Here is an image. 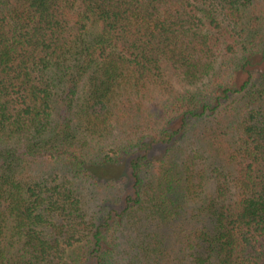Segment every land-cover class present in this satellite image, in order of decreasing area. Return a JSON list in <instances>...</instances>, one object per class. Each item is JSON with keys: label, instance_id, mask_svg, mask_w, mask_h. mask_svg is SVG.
I'll return each instance as SVG.
<instances>
[{"label": "trees", "instance_id": "1", "mask_svg": "<svg viewBox=\"0 0 264 264\" xmlns=\"http://www.w3.org/2000/svg\"><path fill=\"white\" fill-rule=\"evenodd\" d=\"M0 264H264V0H0Z\"/></svg>", "mask_w": 264, "mask_h": 264}]
</instances>
